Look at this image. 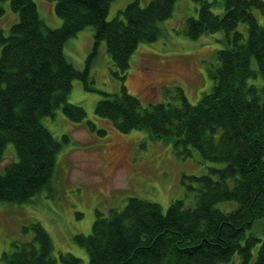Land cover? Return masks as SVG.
I'll use <instances>...</instances> for the list:
<instances>
[{"label":"trees","instance_id":"trees-1","mask_svg":"<svg viewBox=\"0 0 264 264\" xmlns=\"http://www.w3.org/2000/svg\"><path fill=\"white\" fill-rule=\"evenodd\" d=\"M8 1L18 19L7 35L0 31V162L8 143L16 160L0 170V202L22 203L48 186L60 143L42 118L60 107L71 121L84 120V109L68 103L67 95L74 80L93 90L89 68L104 42L122 85L119 94L104 93L95 115L119 132L143 130L150 140L174 149H194L216 166L191 177L185 197L171 201L166 211L136 197L107 216L96 211L90 233L74 236L86 249L87 264H264V27L252 13L253 8L263 12L264 2L194 0L196 15L185 20L186 36L195 40L203 33H222L208 70L211 89L192 104L175 87L173 100L146 107L127 92L123 80L137 46L160 36L159 23L171 16L177 0H149L144 6L133 0L109 21L113 0H55L62 23L53 29L33 0ZM217 3L220 14L211 10ZM87 26L93 28V46L84 69L77 70L65 59L63 45ZM24 229L33 238L15 243L0 261L55 264L42 225L33 222ZM60 259L81 262L69 253Z\"/></svg>","mask_w":264,"mask_h":264},{"label":"rangeland","instance_id":"rangeland-1","mask_svg":"<svg viewBox=\"0 0 264 264\" xmlns=\"http://www.w3.org/2000/svg\"><path fill=\"white\" fill-rule=\"evenodd\" d=\"M33 1L48 28L60 27L62 20L54 11L55 0ZM131 1L113 0L106 20L114 18ZM138 1L144 6L149 0ZM2 4L0 31L7 35L18 17L8 0ZM196 7L194 0H177L171 16L159 23L160 36L151 43H140L131 55L123 84L143 106L173 100L171 90L175 87H180L192 104L210 91L208 70L215 63L214 51L222 46V33L188 38L185 20L196 15ZM211 10L222 12L218 3ZM252 13L264 27V11L253 8ZM237 29L244 32V25L239 24ZM92 46L93 28L87 26L67 39L63 54L75 69L83 70ZM114 71L105 43L101 42L89 68L88 81L93 90H85L79 80H74L66 99L84 109V120L71 121L60 107L42 118V124L60 143L54 170L48 186L30 200L0 202V255L11 252L15 243L31 240L33 232L24 228L38 222L50 237L55 264H65L60 255L67 253L79 258V264H87L86 249L74 241V236L90 233L96 211L107 216L112 209H122L129 197L157 203L166 211L171 201L185 197L191 177L206 174L209 166H216L202 160L194 149H174L162 140H150L143 130L119 132L108 120L96 116L95 104L104 93L120 92L122 81ZM3 157L1 171L5 163L16 160L12 143L5 146ZM217 205L222 208L224 204Z\"/></svg>","mask_w":264,"mask_h":264}]
</instances>
